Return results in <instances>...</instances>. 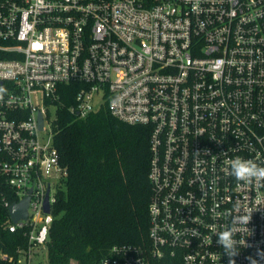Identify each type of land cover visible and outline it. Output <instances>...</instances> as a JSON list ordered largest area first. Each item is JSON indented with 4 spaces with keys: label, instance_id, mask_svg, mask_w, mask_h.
<instances>
[{
    "label": "built area",
    "instance_id": "1",
    "mask_svg": "<svg viewBox=\"0 0 264 264\" xmlns=\"http://www.w3.org/2000/svg\"><path fill=\"white\" fill-rule=\"evenodd\" d=\"M0 85L8 212L30 195L28 217L9 213L3 225L27 238L16 264L47 257L68 173L53 133L64 85L77 86L75 116L106 107L150 129L147 239L115 244L96 264H228L210 226L229 225L237 201L260 209L236 236L251 245L236 264L264 249V186L226 174L236 156L264 162V0H0Z\"/></svg>",
    "mask_w": 264,
    "mask_h": 264
},
{
    "label": "trees",
    "instance_id": "2",
    "mask_svg": "<svg viewBox=\"0 0 264 264\" xmlns=\"http://www.w3.org/2000/svg\"><path fill=\"white\" fill-rule=\"evenodd\" d=\"M76 89L63 86L65 105L53 123L54 144L68 173L53 204L46 244L50 264H96L113 245L140 243L148 236L150 129L123 122L106 107L75 116L67 106ZM5 200H16L6 184L0 186V264H16L17 248L27 238L22 230L4 228Z\"/></svg>",
    "mask_w": 264,
    "mask_h": 264
},
{
    "label": "clouds",
    "instance_id": "3",
    "mask_svg": "<svg viewBox=\"0 0 264 264\" xmlns=\"http://www.w3.org/2000/svg\"><path fill=\"white\" fill-rule=\"evenodd\" d=\"M7 94V89L0 85V101H3ZM258 159H245L236 156L226 163L228 169L226 174L230 175L235 181L251 185L253 183L264 186V162H258ZM260 208L248 207L237 201L233 209L227 213L231 217L230 224L223 227L222 230H216L215 226H210L216 236V244L223 249V253L228 257V264H236V258L240 255L239 248L245 245L242 240H237L236 236L242 228L249 225L254 211ZM251 247V245H245ZM248 264H264V249L256 248L254 253L246 257Z\"/></svg>",
    "mask_w": 264,
    "mask_h": 264
},
{
    "label": "water",
    "instance_id": "4",
    "mask_svg": "<svg viewBox=\"0 0 264 264\" xmlns=\"http://www.w3.org/2000/svg\"><path fill=\"white\" fill-rule=\"evenodd\" d=\"M44 121H43V114L39 113V127L43 128ZM31 191V190H30ZM30 202V195L24 197L19 202H14L9 207V213L14 222L18 221L19 219H25L28 217V207ZM50 202H49V190L47 192L45 198L44 209L46 212L50 211Z\"/></svg>",
    "mask_w": 264,
    "mask_h": 264
},
{
    "label": "rangeland",
    "instance_id": "5",
    "mask_svg": "<svg viewBox=\"0 0 264 264\" xmlns=\"http://www.w3.org/2000/svg\"><path fill=\"white\" fill-rule=\"evenodd\" d=\"M48 115H49L50 120H54L56 118V110H55V108H51L50 112L48 113ZM41 264H50L48 258L44 257L42 259V263Z\"/></svg>",
    "mask_w": 264,
    "mask_h": 264
}]
</instances>
